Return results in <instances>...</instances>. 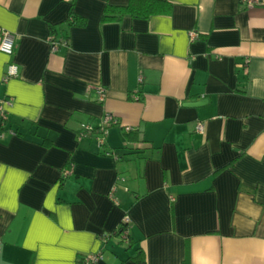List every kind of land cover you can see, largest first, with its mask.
I'll list each match as a JSON object with an SVG mask.
<instances>
[{"label":"crops","instance_id":"0c3cea01","mask_svg":"<svg viewBox=\"0 0 264 264\" xmlns=\"http://www.w3.org/2000/svg\"><path fill=\"white\" fill-rule=\"evenodd\" d=\"M162 1L0 0V264H264V5Z\"/></svg>","mask_w":264,"mask_h":264},{"label":"built area","instance_id":"2783aa9c","mask_svg":"<svg viewBox=\"0 0 264 264\" xmlns=\"http://www.w3.org/2000/svg\"><path fill=\"white\" fill-rule=\"evenodd\" d=\"M243 3L247 4L248 6H254V5H264V1L263 0H242ZM191 38L195 39L197 37L196 33H191ZM15 38L13 36V34H11L8 31H4L2 33V37H1V42H0V51L12 56L14 54L15 51ZM53 50H55L57 48L56 44L53 45ZM19 76V66L15 63V62H11L8 67H7V71H6V75H5V79L9 80L12 78H17ZM139 82L142 83V78L139 79ZM93 89V88H91ZM89 89V91L91 90ZM97 92V94L99 95V101H104L105 96H106V90L104 87L99 86L94 88ZM133 99L138 101L140 100V97L138 94H135L133 96ZM9 103V102H8ZM0 115L3 116L4 118V112L2 107H0ZM1 124H3V122H1ZM117 124V121L114 119V117L110 114H106L103 117V124L100 126V129L98 131H96L94 128H92L91 126L87 125V124H82L81 125V130L79 131V136L83 137L92 133H100L101 136L99 137L98 141H99V146L103 147L105 145V137L107 134V129L108 127H110L111 125H115ZM204 124L203 123H199L197 126V131L199 133H202L204 131ZM130 130V129H127ZM105 155L107 156H112L113 153L110 151H106ZM69 172L67 170H65L62 174V178H66L68 176ZM119 237L121 238L122 242L125 243H129L130 239H129V234H128V230H127V226L126 224H124L121 228V231L119 232ZM100 260H102V255L98 254V253H93V254H88L85 256L80 257V259L77 261V264H96L97 262H99Z\"/></svg>","mask_w":264,"mask_h":264},{"label":"trees","instance_id":"16d2710c","mask_svg":"<svg viewBox=\"0 0 264 264\" xmlns=\"http://www.w3.org/2000/svg\"><path fill=\"white\" fill-rule=\"evenodd\" d=\"M168 3L162 0H130L125 6L107 5L103 14V21H112L119 19L122 15L130 14L137 18H148L153 14L166 13ZM71 25L82 26L85 20L74 14L69 18ZM0 121L4 122L5 118L0 115Z\"/></svg>","mask_w":264,"mask_h":264},{"label":"water","instance_id":"95a60500","mask_svg":"<svg viewBox=\"0 0 264 264\" xmlns=\"http://www.w3.org/2000/svg\"><path fill=\"white\" fill-rule=\"evenodd\" d=\"M200 104H201L200 102H191L188 105L191 107H196V106H199Z\"/></svg>","mask_w":264,"mask_h":264}]
</instances>
